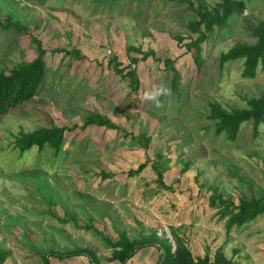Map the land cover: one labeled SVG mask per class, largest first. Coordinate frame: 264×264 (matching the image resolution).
<instances>
[{"label":"rangeland","instance_id":"374dc122","mask_svg":"<svg viewBox=\"0 0 264 264\" xmlns=\"http://www.w3.org/2000/svg\"><path fill=\"white\" fill-rule=\"evenodd\" d=\"M191 1L209 8L219 2ZM7 16L27 30L0 28V70L32 59L35 37L45 50L46 74L32 99L0 117V248L9 251L3 264H42V256H48L49 264H91L84 254L52 255L76 247L93 251L99 264H108L110 249L102 235L115 238V231L123 230L134 238L153 229L166 236L167 227L175 229L194 256L207 253L211 258L221 247L233 264H264V213L226 234L224 219L207 204L216 186L234 202L239 195L264 191V123L254 137L251 123H243L229 141L222 133L213 134L207 116L208 102L227 110L244 107V97L256 96L264 87L259 70L253 79H243L239 60L222 67L217 61L234 42H253L250 27L264 17V0H244L242 12L206 38L199 74L174 39L178 35L184 43L195 36L186 27L192 15L183 3L0 0V22ZM127 45L150 48L160 60H140L139 54L126 52ZM56 47L77 48L83 57L51 52ZM112 56L119 67H134L139 81L135 93L106 65ZM130 56L138 59L134 65ZM164 58L173 59L178 71L176 92L168 86ZM159 84L170 93L161 98L163 107L156 108L143 93ZM94 112L130 134L96 126L81 130L82 118ZM51 124L77 125L64 132L59 152L46 145L22 153L14 147L20 131ZM138 133L149 136L147 147L131 146L130 135ZM151 161L163 167V183L170 189L155 190ZM143 162L137 174H127ZM100 171L111 176L101 178ZM238 177L252 187H244Z\"/></svg>","mask_w":264,"mask_h":264},{"label":"trees","instance_id":"16d2710c","mask_svg":"<svg viewBox=\"0 0 264 264\" xmlns=\"http://www.w3.org/2000/svg\"><path fill=\"white\" fill-rule=\"evenodd\" d=\"M36 2H43L45 0H34ZM177 3L186 4L187 10L190 11L192 17L186 22L187 29L194 33L195 36L188 38L187 42H181L182 38L178 35L174 37L177 46H182L184 52L191 57L194 72L199 74L203 65V58L201 55V44L214 31L215 28L222 29L230 23L233 18L237 17L244 8V0H219L212 8L207 7L201 1L191 0H173ZM2 30H12L14 33L27 30V26L21 24L18 19L11 20V16H7L0 22ZM250 33L253 37V42H234L225 51L220 52L217 58L219 67L224 64L240 61V76L243 79H253L256 76L257 70L264 73V17L255 22L250 27ZM35 43V56L29 61H20L9 70H0V117L17 108L28 100L32 99L42 83L46 74V64L43 59L45 50L42 48L40 41L32 37ZM51 52H62L70 58L81 59L83 56L79 53L77 48L66 50L61 47L51 49ZM126 52H135L139 54L140 60H145L151 57L154 60H160L155 56V52L147 48L141 50L140 46L127 45ZM136 57H129V63L133 65L137 62ZM163 68L170 72L168 86L174 92L177 91L176 85L179 81L178 71L173 67V59H161ZM106 65L122 79L127 81L128 92L135 93L139 87L134 67L122 66L116 61L115 57L108 58ZM244 107H233L229 110L223 109L216 102H208V118L213 121L215 136L224 134L226 140L233 141L239 132L241 125L245 122L251 123V132L254 137L258 133V126L264 123V87L256 96L244 97ZM88 126L103 127L104 129L121 131L124 135L130 134L120 126L112 122L108 117L97 112L88 113L82 118L81 125L78 127L82 130ZM55 126L39 127L32 131H20L14 139V147L19 153L24 152L31 146L35 145L38 150H41L45 145L52 148L54 152H59L64 142V132L76 128ZM131 146L147 147L150 138L144 133L130 135ZM160 158L159 155L156 156ZM261 162L264 165V153L260 155ZM151 166L155 171V190L170 189L169 186L163 183V167ZM189 162L183 169L187 168ZM144 167V162L139 164L135 169H129L127 174H137ZM101 178L110 177L111 173L100 171ZM239 182L246 188H251L250 182L245 181L242 177H238ZM218 190V187H213L210 194L207 196V204L210 207L217 208L220 219H224V230L227 234L231 228H238L245 223L254 220L258 215L264 213V191H257L256 194L249 196L239 195L234 202L232 195ZM66 218L74 222L72 216L66 214ZM87 227V226H86ZM169 234L174 243V249L171 243L165 236L164 232L157 234L155 230L150 229L147 234H138L137 237L130 238L125 231L117 230L116 237L102 235L101 238L106 247L110 249V256L107 257V262H114V264L125 263L138 249L157 244L159 256L154 264H233L231 260L224 256L221 247L215 249L211 258L208 254L200 256H193L187 248L184 240H182L176 233L175 229L167 227ZM77 254H84L91 264H99L93 251L76 247L70 251L59 255V253H52L57 257L75 256ZM9 255L8 250L0 248V264H3ZM42 264H49L48 256L43 257Z\"/></svg>","mask_w":264,"mask_h":264},{"label":"crops","instance_id":"0c3cea01","mask_svg":"<svg viewBox=\"0 0 264 264\" xmlns=\"http://www.w3.org/2000/svg\"><path fill=\"white\" fill-rule=\"evenodd\" d=\"M190 244V242L188 241ZM154 245V246H153ZM187 245V244H186ZM189 247V246H188ZM190 249V247H189ZM191 252V251H190ZM159 250L157 249V244L153 243L148 246H144L138 249L125 263L123 264H154L159 256ZM192 253V252H191ZM193 255V253H192ZM194 256V255H193ZM202 256V255H197ZM212 256V255H211ZM108 264H114L113 262H108Z\"/></svg>","mask_w":264,"mask_h":264},{"label":"clouds","instance_id":"9594fccd","mask_svg":"<svg viewBox=\"0 0 264 264\" xmlns=\"http://www.w3.org/2000/svg\"><path fill=\"white\" fill-rule=\"evenodd\" d=\"M169 93L170 90L164 84H159L146 88L143 97L146 102H151L156 108H160L163 107L161 98L168 96Z\"/></svg>","mask_w":264,"mask_h":264},{"label":"water","instance_id":"95a60500","mask_svg":"<svg viewBox=\"0 0 264 264\" xmlns=\"http://www.w3.org/2000/svg\"><path fill=\"white\" fill-rule=\"evenodd\" d=\"M166 237L171 238L169 233H166ZM174 249V248H173Z\"/></svg>","mask_w":264,"mask_h":264}]
</instances>
